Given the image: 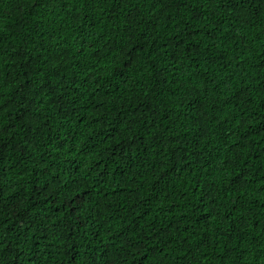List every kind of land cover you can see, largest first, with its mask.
Returning <instances> with one entry per match:
<instances>
[{
	"label": "trees",
	"instance_id": "obj_1",
	"mask_svg": "<svg viewBox=\"0 0 264 264\" xmlns=\"http://www.w3.org/2000/svg\"><path fill=\"white\" fill-rule=\"evenodd\" d=\"M0 264H264V0H0Z\"/></svg>",
	"mask_w": 264,
	"mask_h": 264
}]
</instances>
